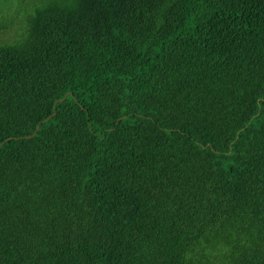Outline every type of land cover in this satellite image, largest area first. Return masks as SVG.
Instances as JSON below:
<instances>
[{
  "label": "trees",
  "instance_id": "1",
  "mask_svg": "<svg viewBox=\"0 0 264 264\" xmlns=\"http://www.w3.org/2000/svg\"><path fill=\"white\" fill-rule=\"evenodd\" d=\"M10 1L0 264H264V0Z\"/></svg>",
  "mask_w": 264,
  "mask_h": 264
},
{
  "label": "rangeland",
  "instance_id": "2",
  "mask_svg": "<svg viewBox=\"0 0 264 264\" xmlns=\"http://www.w3.org/2000/svg\"><path fill=\"white\" fill-rule=\"evenodd\" d=\"M5 1H7V0H5ZM26 1L27 0H17V5H18L19 8L16 11V14L17 13H19V14L23 13L24 16L27 17V14H28V4H27ZM14 39H15V34L14 33H10L9 31H7V32H0V43L13 42Z\"/></svg>",
  "mask_w": 264,
  "mask_h": 264
},
{
  "label": "water",
  "instance_id": "3",
  "mask_svg": "<svg viewBox=\"0 0 264 264\" xmlns=\"http://www.w3.org/2000/svg\"><path fill=\"white\" fill-rule=\"evenodd\" d=\"M63 100V99H62ZM40 125L38 126L37 130L39 129Z\"/></svg>",
  "mask_w": 264,
  "mask_h": 264
}]
</instances>
